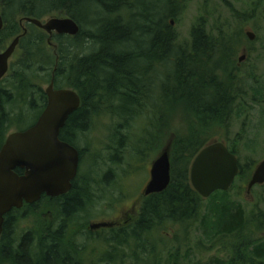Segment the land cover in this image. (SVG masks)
I'll return each mask as SVG.
<instances>
[{"label":"trees","instance_id":"obj_1","mask_svg":"<svg viewBox=\"0 0 264 264\" xmlns=\"http://www.w3.org/2000/svg\"><path fill=\"white\" fill-rule=\"evenodd\" d=\"M188 2L0 0L4 21L0 46L26 30L19 44L23 58L11 64L10 75L0 81V151L8 131L17 127L15 118L24 114L25 108L29 113L35 112L37 121L48 100L44 85L53 80L56 89L75 90L81 99L80 108L68 118L60 133L62 141L80 151V163L85 152L78 142L94 114L108 112L120 120L114 133L113 164L121 162L126 146H133L136 156L145 158L150 151H157L152 148L155 136L159 139L160 133L172 132L171 125L185 123L182 135L173 140L170 148L169 187L143 199L136 223L107 231L109 249L95 262L122 264L131 258L133 264H158L156 258L166 245L160 248L153 244L154 234L179 227L181 234L172 233L169 241L177 249L168 264H264V240L256 239L264 233V210L259 204H264V200L248 212L228 200L217 201L214 210L204 211L205 200L190 183L194 158L230 124L239 100L244 99L242 82L246 83L239 77L235 62L241 52L242 35L219 28L210 14H202L192 26L191 42L179 41L169 18L180 15ZM56 13L72 18L80 33L76 37L53 35L50 39L37 26L21 23L27 18L43 20ZM250 18L246 15L241 19ZM83 47H87L88 54H83ZM16 109L21 112L14 114ZM138 135L142 140L135 142ZM226 145L238 156L232 146ZM251 167L240 164L234 186L245 179ZM113 172L112 169L104 176L107 185L113 186ZM17 173L23 174L21 170ZM81 174L82 171L70 195L61 200L44 196L41 200L47 201L52 214L64 220L60 227L54 221L43 226L41 232L30 231L22 238L16 228L25 214L23 209H14L5 216L0 264L84 263L88 249H93L88 244L95 235H87L86 243L81 245L65 229L67 223H74L78 213L88 214L97 198ZM227 193L219 191L211 198ZM201 229L207 241L200 242L203 249L205 246L209 251L220 242L227 250L226 256H214L204 262L193 260L204 253L190 245L191 235ZM126 249L130 253H125ZM81 253H85L84 259Z\"/></svg>","mask_w":264,"mask_h":264},{"label":"rangeland","instance_id":"obj_2","mask_svg":"<svg viewBox=\"0 0 264 264\" xmlns=\"http://www.w3.org/2000/svg\"><path fill=\"white\" fill-rule=\"evenodd\" d=\"M202 14H205L206 17L210 14L211 19L219 28L228 29L232 34L242 35L239 38L241 40L239 45L241 52L238 53L235 62L239 66V77H243L246 83L244 85V82H242L241 85L244 87L242 89L244 99L242 101L239 100L230 124L226 128H222L218 136L213 138V143H227L236 150L242 166H247V164L249 167L252 166L245 179L238 181L229 193L225 196L219 195L213 199H206L203 207L204 211L214 210L213 207L217 206V201L228 200V203L240 204L248 212L252 207L257 206L256 204L264 200V185L254 187L248 193V183L252 174L264 159V0H189L186 8L180 11V15L176 18H169L172 28L181 43L191 42V28ZM246 15L251 16V18L243 21L241 18ZM238 16L241 18L238 19ZM65 17L60 13H56L45 17L42 21ZM247 32L255 34L254 41L249 40ZM11 42L12 40L8 41L6 47ZM86 49L87 47L81 49L84 55L89 53ZM22 58V51L17 49L11 58L10 64L16 63ZM241 59L243 60L241 61ZM48 86L49 84L44 85V89L46 90ZM23 111L25 112L24 114L23 112L21 114L19 109L13 111L14 114L20 113L15 118L17 127H12L7 135L27 130L33 126L36 120L35 112L29 113L26 108ZM92 118L87 132L81 136L78 142V147L85 152L79 174L82 171L81 175L84 176L82 178L87 179L92 193L99 198H96L91 205V215L88 220L91 224L100 222L109 224L112 222L120 226V228H124L138 219L140 207L145 198L143 196L144 190L150 180V170L153 162L165 148H171L176 137L182 135L181 128H184L183 125L185 123L179 121L171 125L172 132L169 130L170 132L160 133L159 139L155 136L152 148H157V151H150L149 155L145 157L146 159L136 156L133 146H126L121 162L113 164L111 157L114 151L113 147H116L114 133L120 120L108 112L106 115L104 113L102 115L94 114ZM148 123L151 124L149 121ZM159 127L161 128V126ZM173 132L175 133L172 134ZM141 140L142 137L140 135L136 136L135 142ZM137 147L140 148L139 145ZM112 169L114 171L113 186H110L103 181L106 173ZM124 194L126 197H124ZM119 198L122 200L118 201ZM259 204L264 210V204L261 202ZM50 210L46 200H43L36 207V211L24 209L23 212L25 214L20 217L21 221L17 224L18 233L41 232L43 226L45 227L47 224L59 220L56 226L58 227L63 222V219H56V216ZM82 222L84 221H77L76 224ZM69 229L68 233H71L70 236L73 235V239L75 238L76 242H80L81 245L86 243L78 234L81 230L77 233V228L70 227ZM176 231L181 234L179 227L175 229L166 228L160 233L155 232L157 234H154L155 237L152 243L155 245L156 243L159 244L160 248L166 245L165 249L156 258L158 264H168L170 255L177 249V245L169 243L172 233H176ZM108 236L104 231L99 230L96 232L95 239H93L94 242L92 241V243L88 244L93 249H88L87 258H85L83 264H102L99 261L95 262V260L98 258L97 256L100 257L104 251L106 252L109 249L106 245ZM260 238L262 241L264 240V233L257 235L256 239ZM190 239L192 247H199L202 249L201 251H204L198 258L194 256L195 259L193 260L198 261V259H201V262H204L211 257H224L227 254V250L221 246L220 242L219 246L214 245L213 249L209 251L205 250V246L203 249V245L200 242L202 240H205L204 244L207 242L204 237V229L196 231L195 234L191 235ZM123 250L121 249L122 253H124ZM122 253H120L121 258L124 256ZM125 253H130V251L126 249ZM84 254L81 253L82 259H84ZM182 254H185L183 250ZM122 264H133V259L126 258V262L122 261Z\"/></svg>","mask_w":264,"mask_h":264},{"label":"water","instance_id":"obj_3","mask_svg":"<svg viewBox=\"0 0 264 264\" xmlns=\"http://www.w3.org/2000/svg\"><path fill=\"white\" fill-rule=\"evenodd\" d=\"M25 21L50 37L54 34L76 37L80 33L79 25L69 17L52 18L46 22L32 18ZM3 27L0 14V31ZM247 36L251 41L256 37L252 32H247ZM20 38L13 40L6 51L0 52V80L8 74L9 62ZM45 92L47 105L36 124L26 131L10 134L0 151V236L5 216L13 209H20L25 203L35 204L44 195L56 198L68 193L78 174L80 152L61 141L60 133L68 118L80 108L81 99L72 89H55L54 81ZM17 170L23 174H18ZM238 174L237 156L223 142H215L195 157L190 169V180L195 191L208 199L217 191H229ZM170 182V148H166L152 165L151 180L144 195L163 193ZM256 185H264V159L252 175L248 193ZM108 226L110 224L102 223L93 227Z\"/></svg>","mask_w":264,"mask_h":264},{"label":"flooded vegetation","instance_id":"obj_4","mask_svg":"<svg viewBox=\"0 0 264 264\" xmlns=\"http://www.w3.org/2000/svg\"><path fill=\"white\" fill-rule=\"evenodd\" d=\"M7 48H8V46L6 47V45L5 46H0V52L1 53H3L4 51H6L7 50ZM76 180L77 179H75L73 182H72V187H71V189H70V191L68 192V193H66V194H64V195H62V196H59V197H57L58 199H63L64 197H66V196H68V195H70L71 194V191L73 190V186H74V183L76 182ZM84 181H86L87 182V184L89 185V183H88V181H87V179H84ZM80 182H83V180L82 181H80ZM86 186V185H85ZM89 190H90V186H89ZM50 199H53V198H50ZM40 204L38 203V206H39ZM29 206H34L35 208H36V204H24L23 205V211H24V209L26 210H28V208H29ZM37 206V207H38ZM35 208H32L31 210H36ZM30 209V208H29ZM139 213H140V211H139ZM90 215H91V208H90V210H88V214H83V213H78L77 215H76V219L74 220V223L72 222V223H67L66 224V231H68V230H70L69 228L71 227V228H77L78 230L76 231L77 233L81 230V232H79L78 234H79V236L80 237H82L81 239H84L85 241H87L86 240V236L87 235H90L91 233H93L94 235H96V232L97 231H104V233L105 234H107V231L108 230H116V229H119L120 228V226H118V225H115V224H113L112 222L111 223H109L110 224V226H108V227H105V228H103V227H100V228H94L93 226H96V225H98V224H102V222H100V223H95V224H91L90 222H89V217H90ZM24 215H22V217H23ZM56 218H58V217H56ZM60 218V217H59ZM138 219H139V215H138ZM137 219V220H138ZM84 221V222H82V223H80V225L81 224H83V225H81V226H79V225H77L76 224V222L77 221ZM136 220V221H137ZM136 221L135 222H133L132 224H134V223H136ZM58 223H59V220L58 221H55V226H57L58 225ZM64 223V220H63V222L60 224V225H62ZM60 225L58 226V227H60ZM82 227V228H81ZM28 233V232H27ZM26 233H21V236H22V238H23V236L25 235ZM1 238V237H0ZM21 238V239H22ZM23 240V239H22Z\"/></svg>","mask_w":264,"mask_h":264},{"label":"bare ground","instance_id":"obj_5","mask_svg":"<svg viewBox=\"0 0 264 264\" xmlns=\"http://www.w3.org/2000/svg\"><path fill=\"white\" fill-rule=\"evenodd\" d=\"M12 12V11H11Z\"/></svg>","mask_w":264,"mask_h":264}]
</instances>
